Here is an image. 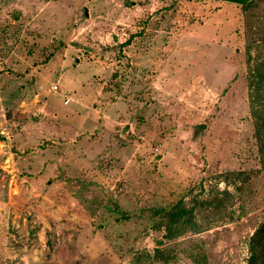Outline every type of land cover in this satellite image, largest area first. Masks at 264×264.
I'll list each match as a JSON object with an SVG mask.
<instances>
[{"label":"rangeland","instance_id":"1","mask_svg":"<svg viewBox=\"0 0 264 264\" xmlns=\"http://www.w3.org/2000/svg\"><path fill=\"white\" fill-rule=\"evenodd\" d=\"M205 1L0 0V264H248L264 0Z\"/></svg>","mask_w":264,"mask_h":264},{"label":"trees","instance_id":"2","mask_svg":"<svg viewBox=\"0 0 264 264\" xmlns=\"http://www.w3.org/2000/svg\"><path fill=\"white\" fill-rule=\"evenodd\" d=\"M228 3H233L236 5H241L243 7L250 6V4L254 0H218ZM254 68L250 69V73L248 74V94L250 96V101H253V92L257 90L256 85L257 82L260 81L259 71L258 67L264 65V61L260 59H254ZM252 107L253 102H252ZM262 127L264 128V120L261 121ZM262 141H264V134L260 137ZM167 214L169 217H171V220L178 217V219L181 217V215L178 216V214L170 215L169 212L166 210L161 209L160 212ZM176 221V220H175ZM168 231L170 230V227L168 228ZM249 260L248 264H264V220L259 224L257 229L255 230L254 234L252 235L249 243Z\"/></svg>","mask_w":264,"mask_h":264},{"label":"crops","instance_id":"3","mask_svg":"<svg viewBox=\"0 0 264 264\" xmlns=\"http://www.w3.org/2000/svg\"><path fill=\"white\" fill-rule=\"evenodd\" d=\"M205 2H208L210 5H226L225 3H228V2H223V1H218V0H209V1H205ZM230 4H233V3H230ZM233 5H236V4H233Z\"/></svg>","mask_w":264,"mask_h":264},{"label":"built area","instance_id":"4","mask_svg":"<svg viewBox=\"0 0 264 264\" xmlns=\"http://www.w3.org/2000/svg\"><path fill=\"white\" fill-rule=\"evenodd\" d=\"M56 87H53V89H55Z\"/></svg>","mask_w":264,"mask_h":264}]
</instances>
